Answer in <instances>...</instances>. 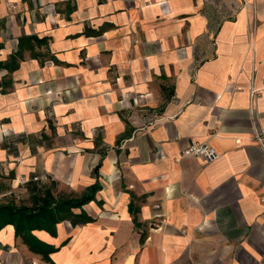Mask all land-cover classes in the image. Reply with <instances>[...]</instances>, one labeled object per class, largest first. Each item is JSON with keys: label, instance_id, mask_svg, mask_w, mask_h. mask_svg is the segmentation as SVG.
<instances>
[{"label": "crops", "instance_id": "0c3cea01", "mask_svg": "<svg viewBox=\"0 0 264 264\" xmlns=\"http://www.w3.org/2000/svg\"><path fill=\"white\" fill-rule=\"evenodd\" d=\"M0 62V194L100 185L0 264H264V0H0Z\"/></svg>", "mask_w": 264, "mask_h": 264}, {"label": "trees", "instance_id": "16d2710c", "mask_svg": "<svg viewBox=\"0 0 264 264\" xmlns=\"http://www.w3.org/2000/svg\"><path fill=\"white\" fill-rule=\"evenodd\" d=\"M6 63L0 62V66ZM100 189V185H93L89 191L80 198H58L54 196L52 189L47 187L37 189L39 198H35L33 204L28 205L18 203L11 199L0 202V230L8 224L15 228L16 236H21L30 249L35 253H41L47 259L49 254L55 250L51 245H38L41 241L33 234L36 229H47L55 233L56 224L66 218H71L74 223H84L92 221L93 218L76 215L72 212L73 207H80L95 198V193ZM134 214V220L138 223L137 215L130 207ZM85 217V218H83ZM46 247V248H45Z\"/></svg>", "mask_w": 264, "mask_h": 264}, {"label": "built area", "instance_id": "2783aa9c", "mask_svg": "<svg viewBox=\"0 0 264 264\" xmlns=\"http://www.w3.org/2000/svg\"><path fill=\"white\" fill-rule=\"evenodd\" d=\"M257 91L252 89V95ZM259 140L262 142V138L259 136ZM183 155H194L201 156L207 159L208 161H214L219 157L218 151L206 144L205 142H191L182 152ZM35 180H39L40 177H34Z\"/></svg>", "mask_w": 264, "mask_h": 264}, {"label": "rangeland", "instance_id": "374dc122", "mask_svg": "<svg viewBox=\"0 0 264 264\" xmlns=\"http://www.w3.org/2000/svg\"><path fill=\"white\" fill-rule=\"evenodd\" d=\"M35 181H38V180H35ZM2 183V182H1ZM1 187V186H0ZM37 188H40V189H43V191H44V187H37ZM49 188H51L52 189V192H53V194H54V196H56L57 195V193H58V191H57V189H56V185L55 184H52L51 185V187H49ZM36 189V187H34L33 189H32V187L31 186H28L27 187V192L25 191V193L26 194H23V196H20L19 198H17V202L18 203H24V204H28V205H31V204H33V201L35 200V198L37 197V198H39V196H40V194H33L32 193V190H35ZM9 198L10 197H4L3 196V194H0V201L2 202V201H7V200H9ZM58 198H63V197H58Z\"/></svg>", "mask_w": 264, "mask_h": 264}]
</instances>
